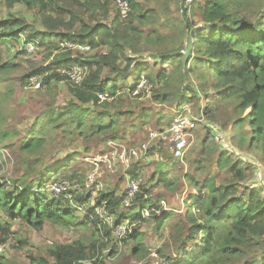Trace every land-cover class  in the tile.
<instances>
[{
    "label": "trees",
    "instance_id": "1",
    "mask_svg": "<svg viewBox=\"0 0 264 264\" xmlns=\"http://www.w3.org/2000/svg\"><path fill=\"white\" fill-rule=\"evenodd\" d=\"M127 1L128 10L119 8L115 0H0V85H7L19 68V64L7 60V54L13 57L29 54L26 45L32 44L35 50L44 46L49 61L32 68L21 77V82L29 84L30 77L37 76L49 93L56 92L64 82L69 94L62 108L55 110L54 104H49L39 114L41 121L34 122L33 128L27 129L25 134L9 132L7 128L0 130V141L9 140L11 135L19 137V142L12 145L22 164L14 181L0 183V240L3 243L13 233L15 221L37 230L46 222L63 228L86 229H92L89 225L93 223L99 229L97 223L99 225L102 218L91 204L93 192L85 189V177L78 170L67 171L72 155L48 153L40 162L33 154L43 151L48 129L56 134L57 148L67 149L83 140V150L88 154L103 143L107 145L108 140L118 139L121 130L128 128L133 119L126 118L122 109L115 114L113 110L120 102L137 107L144 103L141 96L145 94L132 97L127 89L118 86L111 74H121L122 79H127L134 68V74L136 69L138 73L135 79H139L144 75L140 73L145 66L134 54H139L151 42L187 39L188 49L182 48L184 57L189 61L193 56L214 71L217 77L214 86L221 91L222 99L236 105L233 112L230 111L238 119L234 122L238 127L242 122L248 123L245 130L248 150H257L264 163V0L199 2L203 24L196 29L187 14L195 0L192 3L182 0L185 20L170 17L167 2L162 13L151 0ZM167 12L169 17H166ZM163 14L165 18L159 20ZM149 23H153V27L166 24L171 32L161 35L159 30L153 29L157 35L154 40L143 30ZM84 46L89 49L84 50ZM176 57L177 54L171 52L161 57L171 61L169 81L176 87L178 82L180 86L176 92L165 93L162 101L168 100L170 95L171 99L179 101L189 94L188 84L183 85L184 79L189 80L188 66H181ZM121 60L125 61L124 66ZM72 65L84 72L79 83L66 73ZM145 76L154 85L152 93L156 90V81L160 83L166 74L162 70L155 77ZM102 92L114 95L113 100L101 101ZM4 93L12 94L13 88L5 87ZM52 100H56V96ZM126 112L134 116L133 112ZM146 112L147 108L141 111ZM40 127L44 129L37 133ZM209 131L216 134L212 128ZM218 145L223 149L216 155L215 167L205 165L207 173L202 179L196 174L188 177L196 190L188 201L195 200L187 202L180 213L165 209L161 200L153 201L144 183L136 196L133 212L121 207L124 192L101 191L95 204L113 213L115 224L127 218L130 223L150 218L156 229L161 230L171 221L170 239L174 247L170 253L167 249L159 251L164 260L158 264H264V186L252 180L257 166L225 150L220 142ZM212 152L216 151L212 149ZM197 163V168H201L200 160ZM137 173L131 172L132 175ZM60 175V181L67 179L72 184L78 183L81 189L54 195L47 184ZM69 194L73 195V201ZM78 204L85 206V215H79L75 206ZM145 210H148V217L143 215ZM111 235V228L104 225V236L109 241ZM143 239L144 232L139 231L124 237V241L134 242L132 252L137 259L144 258L143 253L148 252ZM18 240L21 248L26 247L25 239ZM107 241L94 237L90 243L80 238L56 243L48 248L47 255L53 264H85L80 261L95 257L94 264H105L106 260H101L100 256H103ZM31 257L48 264L44 256ZM0 264L18 263L0 253Z\"/></svg>",
    "mask_w": 264,
    "mask_h": 264
},
{
    "label": "rangeland",
    "instance_id": "2",
    "mask_svg": "<svg viewBox=\"0 0 264 264\" xmlns=\"http://www.w3.org/2000/svg\"><path fill=\"white\" fill-rule=\"evenodd\" d=\"M140 1L146 2L148 0ZM205 1L206 0H195V3L187 13L191 22L194 24V29L201 27L203 24V21L200 19L201 15L198 3L201 2L204 4ZM165 2H167L169 13L171 14L170 17L185 20L182 0H151V3L158 6L162 13L165 9ZM169 13H166V17H169ZM164 18L165 15L163 14L159 20ZM152 25L154 24L149 23L143 26V30L145 34L154 40L157 37L156 31H154L155 29L159 30L161 35L171 32L166 24H156L154 27ZM185 46L187 48V39L185 41L184 39L175 40L170 38L167 42L163 43H148L147 46H144L145 48L143 47L142 51H139V54H134V56H139L138 61L145 66V69H143L140 74H151L155 77L160 71L164 70L166 76L160 83L156 81V90H154V92L141 96V99L144 101L143 104L137 107H130L127 106V103H125V106V104H121L120 102L113 110V114H115L116 110L122 109L121 111L124 112L126 118L133 119L128 128L124 127L125 125L122 126L124 128L121 130V135L118 138L120 139L118 140V142H120L119 144L122 143L126 147H139L150 130L166 127L181 111H191L193 116H205V121L199 122V126L193 131L191 136L192 145L182 158L177 159L174 157L170 146L166 147L164 144H155L156 142L147 150L140 151L139 155L141 156L138 155L139 157H136L134 160L130 158V164L128 166L118 161L116 155H112L110 163H106L109 161V157H106L105 164H99L97 174L96 176L94 175V180L96 182L99 181V183H94L88 187V183L86 184V176L90 172L88 177L93 175V172L96 170L95 167L92 168L94 164L90 159L102 152V150L107 151L108 146L106 143L101 144L98 148H94L93 150L96 151L91 154L84 152L83 140H78L77 146L75 145L67 149L57 148L58 140L56 134L51 129H48L46 134L47 142L43 151L41 153L35 152L33 156H38V160L41 162V159L48 153L57 154V156H65L68 152L69 155H72L71 157H73V160L69 164L67 171L78 170L80 174L85 177V189L93 192L91 204L95 209L99 207L95 202L101 191H115L118 194L124 192L131 172L137 171L142 178V184H146L150 190L149 196L153 201L161 200V203L164 201L165 203L162 205L165 206V209L174 210V212L180 213L184 211L187 202H194L195 199L189 201L188 199L191 194L196 192L195 187L190 184L188 177L196 174L199 176V179H202L207 173L204 166H211L210 168L215 167L213 163L215 162L216 155L223 149L218 145L219 142L221 143V137L209 131L212 125L218 128L217 130L219 133L224 136L225 141L222 140L223 144H229L236 149V151L244 154L249 158L252 165L257 166V164H260L264 168V163L261 162L258 151L255 149L248 150L246 145L248 140L245 137L247 135L245 134V130L248 129V123L246 121L242 122L240 127H238V124L234 122L237 118L233 117L234 115L231 114L236 105H232L228 100L222 99L220 94L221 91L214 86V83L217 81L214 71L206 68L204 64L197 62L193 56L188 61V58L183 55L182 48ZM5 49L6 48H4V50ZM165 52L177 54L176 59L181 62V66H185L186 64V66H188L189 80H187V78L184 79L183 85L188 84L190 89H188V96L186 98H181L183 101H178L177 98L171 99L172 95H170L169 99L167 98L168 100L166 101L161 100L165 93L169 91L176 92L180 88V86L178 87V82L176 87L173 82L169 81L172 65L171 61L162 60L161 57ZM46 53L47 50L43 46L38 50H30L29 54H17L16 57L7 54V60L19 64V68L12 74V79L7 82V85L3 83L0 85V130L7 128L9 132L14 130L20 134H25L27 129L33 128L32 124L34 122L40 120L39 114L42 113L49 104H54L55 110H58L63 107L65 101L68 99L69 94L64 82L60 83L56 92L52 91L49 93L47 90L43 89L45 86L42 84L34 88L30 83L28 84V81L25 84L20 80L21 77L29 73L32 68L48 63L49 59H46ZM121 64L124 66L125 61L121 60ZM202 73H205V75L202 76ZM135 74H138L137 69L135 70ZM135 74L133 68L131 75H129L127 79H122L123 76L121 74L117 75L115 73L111 74V78L116 79L118 86L127 89V93L131 94V90L138 81V79H135ZM7 86L13 88V93L10 95L4 93V88ZM157 91H159V93H157ZM120 92L121 90H119V93ZM54 96H56V100H52ZM173 96H175V94H173ZM144 108H147V112L143 114L141 111ZM126 111L133 112L134 116H131ZM121 120L124 122V119ZM43 129L44 127H40L36 132L40 133ZM18 142L19 137L15 135H11L9 140L0 141V183L4 180L14 181L17 178V173L20 172V165L22 164L19 160V153L12 145ZM223 147L225 150L237 154L234 150L226 148L225 146ZM59 149H61V152L58 153ZM212 149L216 152L210 153ZM47 158L49 157L47 156ZM197 160H200L202 163L199 169L197 168ZM131 164L132 166L130 167ZM24 171L25 170H22V173H24ZM213 172H215V169H213ZM258 173L259 169L256 168V170H254L255 177L252 179L254 184L259 181L257 180ZM61 176L62 175L57 177V179L61 178ZM70 185V189H81V185L78 183H70ZM81 206L85 208L84 205ZM123 209L127 212H133V209L131 211L124 207ZM96 213L102 218L99 225L97 223L99 227L98 230L93 223L89 225L92 229H86L84 227L63 228L49 222H46L41 230H37L26 225L24 222L15 221L12 228L13 233L8 236V239L4 243L0 240V253L16 260L18 264H44L32 260V255L37 257L44 256L47 258L48 264H53L52 259L47 255V250L51 245L73 242L79 238L90 243L94 237L100 241L102 240V242H106L108 237L104 236V225L111 228V223L114 222L113 213L107 210H104L100 214L96 210ZM79 215L82 216L83 213L79 212ZM143 215L147 217L148 213L144 211ZM126 221L127 224H129L130 219L127 218ZM172 224L173 223L169 221L163 229L158 230L155 227V222L147 218L144 222H134L128 225L129 229H132L133 226L136 225L134 228L137 229H132L134 233L136 231L144 232L143 242L148 252L143 253L144 258L141 259H137L133 256L132 249L135 246L134 242L131 240L124 241V238H116L111 228L112 235L110 236V241L108 240L107 246L103 247L104 259L103 256H100V259L106 260L105 264H133L136 261H142L147 264L160 263L164 258H162L159 251L161 249H167V253H170L171 247H174L170 239ZM93 228L95 229V235H93ZM128 233L131 232L128 231ZM19 238L26 240V247H20ZM108 253L113 254L109 256ZM92 259L93 258L88 260ZM90 264L94 263L90 262Z\"/></svg>",
    "mask_w": 264,
    "mask_h": 264
},
{
    "label": "built area",
    "instance_id": "3",
    "mask_svg": "<svg viewBox=\"0 0 264 264\" xmlns=\"http://www.w3.org/2000/svg\"><path fill=\"white\" fill-rule=\"evenodd\" d=\"M117 3V6L121 8L122 10H128V1L127 0H115ZM194 0H187V3H192ZM66 45V44H65ZM26 49L28 51L34 50V46L32 44H27ZM84 50L89 49V47L84 46ZM67 75L70 77V79L74 82H81L84 72L82 69H79L77 67L71 66L67 71ZM30 84L34 88L35 86H39L41 83V79H39L37 76H31L30 77ZM154 85L153 83L145 76L141 75L138 79V82L131 90L132 96H137L141 93L143 94H150ZM101 101L105 100H113L114 95H111L109 92H102L99 95ZM204 117H198L193 116L191 114V111H181L179 112L173 119V121L164 128H154L148 132L147 137L140 143L138 146H131L126 147L122 143L119 144L117 140H109L108 150L102 153L97 154L95 157L91 158L90 161L94 164L92 168H96L95 172H93V175L87 176L86 184L88 187L90 185H93L94 183H99V181H95L94 175L97 174V169L99 167V164H105V158L109 157V161L106 163L111 162V156L116 155L117 160L124 163L125 165L130 164V158L134 160L136 157H139V152L142 150H147L152 144H164L166 147L170 146L172 150V155L176 157L177 159L182 158L187 150L192 145L191 142V136L194 130L199 125V122H204ZM139 155V156H138ZM89 160V158H88ZM132 165V164H131ZM130 165V166H131ZM91 173V172H90ZM89 173V174H90ZM88 174V175H89ZM85 184V185H86ZM142 184V178L141 176H130L127 180L126 189L124 196L122 198V206L126 209L132 208V206L135 203V198L141 188ZM71 188L70 182L68 180H61L57 182H52L49 186V189L51 192H53L55 195H61L68 192ZM69 199H73V195H68ZM79 208L84 211V208L79 206ZM97 212L100 214L104 210L106 211L105 206H99L97 209ZM113 216V215H112ZM127 221L124 223L115 224L114 222L111 223V228L113 231V234L118 239L124 238L128 231L132 232V229L128 227ZM133 264H147L142 261H136Z\"/></svg>",
    "mask_w": 264,
    "mask_h": 264
},
{
    "label": "water",
    "instance_id": "4",
    "mask_svg": "<svg viewBox=\"0 0 264 264\" xmlns=\"http://www.w3.org/2000/svg\"><path fill=\"white\" fill-rule=\"evenodd\" d=\"M187 49H188V47H187ZM210 128H212V129L216 132V134H217L219 137H221L222 140L225 139L224 136L221 135V134L219 133V131L217 130L218 128H216L214 125H212ZM222 140H221L222 146H225L226 148H229V149L234 150L235 153H237L239 156L243 157L244 159H246L247 161L250 162V160H249L248 157H246L244 154H242V153L236 151V149H234L233 147H231L229 144H226V145L223 144V141H222ZM224 141H225V140H224ZM253 164H254V163H253ZM255 166H256V165H255ZM257 168L259 169V173H258L259 175L257 176V177H258L257 180H259L258 182H259L261 185L264 186V178H263L264 168H263L260 164H257Z\"/></svg>",
    "mask_w": 264,
    "mask_h": 264
},
{
    "label": "clouds",
    "instance_id": "5",
    "mask_svg": "<svg viewBox=\"0 0 264 264\" xmlns=\"http://www.w3.org/2000/svg\"><path fill=\"white\" fill-rule=\"evenodd\" d=\"M30 52V51H29ZM73 66V65H72ZM159 128H164V127H159ZM110 140H114V139H110ZM115 140H117L118 141V139H115ZM109 141V140H108ZM132 166V165H131ZM130 166V167H131ZM88 176V175H87ZM131 176H133V177H135V176H139V174L137 173L136 175H132L131 174ZM86 180H87V178H86ZM57 181H60L59 179H52L48 184H47V187L49 188V186H50V184L52 183V182H57ZM142 185V184H141ZM126 189V188H125ZM50 190V189H49ZM140 191V190H139ZM124 193H125V191H124ZM55 195V194H54ZM58 196V195H57ZM123 196H124V194H123ZM123 198V197H122ZM74 199V198H73ZM73 199L71 200V201H73ZM135 200H136V198H135ZM165 202L164 201H162V203L161 204H164ZM134 205H135V203H134ZM134 205L132 206V208L134 207ZM76 207H77V209L79 210V212H82L84 215L87 213L86 212V209L84 208V211H82L80 208H79V206H81V205H75ZM81 207H83V206H81ZM121 207L123 208V206H122V201H121ZM132 208H130L129 210H131ZM145 212H147L148 213V210H145ZM144 213V212H143ZM114 217V216H113ZM148 217V216H147ZM127 220V219H126ZM114 222H115V218H114ZM121 223H123V222H121ZM119 224V223H118ZM129 224H131L130 223V221H129ZM135 227V225L133 226V228ZM132 228V229H133ZM128 234V233H127ZM94 260H97V258H93L92 260H83V261H80V262H84L85 264H90V262H93ZM163 262V260L162 261H160V263H162ZM158 264V263H157Z\"/></svg>",
    "mask_w": 264,
    "mask_h": 264
},
{
    "label": "crops",
    "instance_id": "6",
    "mask_svg": "<svg viewBox=\"0 0 264 264\" xmlns=\"http://www.w3.org/2000/svg\"><path fill=\"white\" fill-rule=\"evenodd\" d=\"M168 126V125H167ZM199 126V125H198Z\"/></svg>",
    "mask_w": 264,
    "mask_h": 264
}]
</instances>
